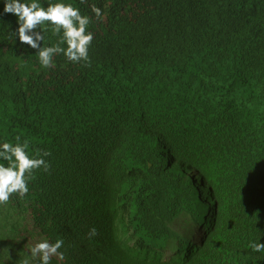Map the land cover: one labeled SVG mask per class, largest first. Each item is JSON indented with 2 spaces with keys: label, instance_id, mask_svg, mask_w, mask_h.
<instances>
[{
  "label": "trees",
  "instance_id": "obj_1",
  "mask_svg": "<svg viewBox=\"0 0 264 264\" xmlns=\"http://www.w3.org/2000/svg\"><path fill=\"white\" fill-rule=\"evenodd\" d=\"M38 2L94 38L44 68L0 0V144L51 153L0 205V264L58 238V264H264V0Z\"/></svg>",
  "mask_w": 264,
  "mask_h": 264
},
{
  "label": "clouds",
  "instance_id": "obj_2",
  "mask_svg": "<svg viewBox=\"0 0 264 264\" xmlns=\"http://www.w3.org/2000/svg\"><path fill=\"white\" fill-rule=\"evenodd\" d=\"M86 3V0H80ZM91 11L97 19H103L102 10L95 4L91 5ZM4 12L14 14L18 19V29L16 37L22 44H26L35 50L40 65L44 68L54 67L53 57L63 54L68 61L73 63L85 62L87 66L89 60V48L94 38V34L88 31V26L92 22L91 17L81 14L78 7L71 3L57 2L42 6L38 0H4ZM53 26V34L60 36V40L51 46L44 43L43 26L45 24ZM62 33V35H61ZM66 48L61 45H65ZM29 142H20L16 138V143L5 142L0 144V205L6 204L13 194H18L23 198L29 191V182L34 179L35 170L43 168L45 172L49 170V163L44 159L51 155L50 152H40L35 150V155L28 151ZM95 228L90 229L89 239L97 235ZM64 245L63 239H57L54 243L44 239L36 243L29 249L32 258L39 257L35 264H51L54 256L60 260L64 259V254L59 250ZM251 248L260 252L264 250V244L253 243ZM19 264H29L28 259L21 260Z\"/></svg>",
  "mask_w": 264,
  "mask_h": 264
},
{
  "label": "rangeland",
  "instance_id": "obj_3",
  "mask_svg": "<svg viewBox=\"0 0 264 264\" xmlns=\"http://www.w3.org/2000/svg\"><path fill=\"white\" fill-rule=\"evenodd\" d=\"M37 264H40V261H39ZM51 264H58V262H57L56 259H52V260H51Z\"/></svg>",
  "mask_w": 264,
  "mask_h": 264
}]
</instances>
